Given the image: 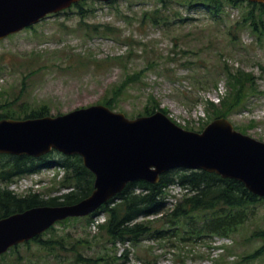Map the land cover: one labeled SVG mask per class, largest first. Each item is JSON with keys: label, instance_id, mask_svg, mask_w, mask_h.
Here are the masks:
<instances>
[{"label": "rangeland", "instance_id": "obj_1", "mask_svg": "<svg viewBox=\"0 0 264 264\" xmlns=\"http://www.w3.org/2000/svg\"><path fill=\"white\" fill-rule=\"evenodd\" d=\"M189 1L167 0L164 6L161 0H86L0 40L1 104L21 96L33 107L48 104L55 115L99 104L114 91L119 96L115 109L130 117L147 107L166 108L182 126L199 129L214 118L207 101L221 104L230 94L228 71L243 69L257 76L258 91L230 118L238 129L264 141V36L260 40L245 27L235 30L234 37L230 30L250 9L249 2L228 4L217 19L204 5L191 7ZM159 7L170 22L153 21ZM180 16L189 19L181 21ZM89 22L110 23L120 31L96 32ZM134 72L141 78L126 81ZM50 155L63 156L56 151ZM50 174L39 175L43 183L38 189L46 198L67 191L55 188ZM26 181L33 178L20 183ZM165 193L173 207L185 191L172 185ZM250 212L232 238L203 236L186 242L166 236L126 245L114 244L103 228H95L93 222L102 223L105 215L70 219L44 233L47 244L22 243L0 258V264H92L88 258L98 264H264V202L251 206ZM160 216L148 219L162 227ZM126 248L127 258H119Z\"/></svg>", "mask_w": 264, "mask_h": 264}, {"label": "water", "instance_id": "obj_2", "mask_svg": "<svg viewBox=\"0 0 264 264\" xmlns=\"http://www.w3.org/2000/svg\"><path fill=\"white\" fill-rule=\"evenodd\" d=\"M76 1L0 0V39ZM52 149L82 155L96 174L94 191L77 203L43 205L1 218L0 255L58 220L91 214L129 182L156 183L173 168L216 172L264 196V141L237 130L226 117L198 132L180 126L161 110L129 118L96 104L56 116L0 120V153L38 157Z\"/></svg>", "mask_w": 264, "mask_h": 264}, {"label": "trees", "instance_id": "obj_3", "mask_svg": "<svg viewBox=\"0 0 264 264\" xmlns=\"http://www.w3.org/2000/svg\"><path fill=\"white\" fill-rule=\"evenodd\" d=\"M85 2L86 0L76 5L81 7ZM161 2L167 6L165 5L167 0H161ZM188 3L191 7L204 5L209 13L219 19L225 6L228 4L239 5L241 1L190 0ZM248 4L251 6L250 9H245L242 18L231 25V33L237 37L235 30L248 27L253 33L259 34L258 38L262 40L264 36V4L251 2ZM163 10L159 7L153 11L155 23L170 22L168 17L162 15ZM180 19L184 21L189 18L180 16ZM87 26L91 30L105 34L120 31V28L110 23L87 24ZM262 69L264 72L263 65ZM129 77H133V81H136L141 78V75L139 72L130 73L126 81ZM228 79L232 83L229 84L231 92L228 96L222 97L221 104H216L212 100L207 101L209 102L208 111H213L214 118L230 117L231 112L244 107L249 96L258 91L257 76L251 71L238 69L231 72L229 70ZM118 99L119 96L113 91L112 95L105 96L103 103L116 108ZM161 109L169 114L166 108ZM154 111L155 107H147L140 114H149ZM50 113V106L46 103L33 107L27 99L22 100L21 96L6 99L3 104L0 99V119L4 117H39ZM50 154L41 157L0 155V218L35 206L75 203L92 193L95 175L84 165L80 155H63L61 159H55ZM55 165L65 166L67 171L60 182V188H73L69 192L47 198L40 193L23 196L1 184L3 181L7 185L18 176ZM173 184H180L188 188L190 193H186L173 207H169L165 190ZM263 200L264 198L250 191L240 180L223 178L217 173L205 170L177 168L162 174L157 183L145 180L128 183L124 190L103 204L97 214H106V222L101 225V228L106 231L114 244L127 242L138 244L145 238L166 239V236L169 238L180 236V240L183 241H196L203 236L228 237L234 235L249 220L251 206ZM154 214H161L159 221L163 223L162 227L154 226L153 220L148 219L149 215ZM166 225H170L172 228L166 229ZM43 235L30 241L47 244ZM126 254L127 252L119 258H126ZM85 261L92 264L99 263L93 258L85 259Z\"/></svg>", "mask_w": 264, "mask_h": 264}, {"label": "bare ground", "instance_id": "obj_4", "mask_svg": "<svg viewBox=\"0 0 264 264\" xmlns=\"http://www.w3.org/2000/svg\"><path fill=\"white\" fill-rule=\"evenodd\" d=\"M89 196V195H88Z\"/></svg>", "mask_w": 264, "mask_h": 264}]
</instances>
